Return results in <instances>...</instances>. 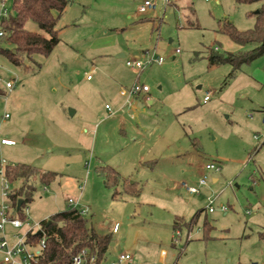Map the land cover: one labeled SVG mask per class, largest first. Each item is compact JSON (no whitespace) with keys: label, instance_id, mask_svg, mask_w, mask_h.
I'll return each mask as SVG.
<instances>
[{"label":"rangeland","instance_id":"rangeland-1","mask_svg":"<svg viewBox=\"0 0 264 264\" xmlns=\"http://www.w3.org/2000/svg\"><path fill=\"white\" fill-rule=\"evenodd\" d=\"M69 2L50 56H33L24 70L0 54V78L15 86L9 91L0 82V171L26 165L56 174L48 185L32 181L36 191L23 213L28 208L36 224L62 212L69 199L79 200L89 226L112 237L108 259L119 247L146 264H159L164 250L179 254L176 264H264V56L234 78L231 65L209 59L212 51L227 56L254 48L233 43L218 28L223 20L239 31L254 28L252 13L261 4L154 0L155 8L144 9L145 0ZM12 6L0 0V32L4 9L9 15ZM26 29L42 33L33 21ZM6 38L0 48H13ZM148 50L164 63L127 66ZM136 82L150 90L137 120L110 117L105 105ZM210 163L220 171L206 170ZM104 167L134 183L136 193L121 183L114 199ZM205 177L200 195L187 191ZM4 181L0 174V204ZM209 198H216L214 213ZM201 210L197 224L188 226ZM27 231L0 230V264L2 242L13 246Z\"/></svg>","mask_w":264,"mask_h":264},{"label":"trees","instance_id":"trees-1","mask_svg":"<svg viewBox=\"0 0 264 264\" xmlns=\"http://www.w3.org/2000/svg\"><path fill=\"white\" fill-rule=\"evenodd\" d=\"M12 12L1 20V27L7 41L13 48H0V54L4 55L11 64L24 70H29L25 62L35 55L48 57L60 43V32L57 25L61 15L69 5V0H12ZM240 4H261L255 16L254 28L247 31H239L235 25L223 20L219 22L218 33L227 36L233 43L241 46H254L253 49L227 56H214L212 51L210 61L212 65L227 63L232 66L229 78H234L243 65L253 63L264 56V0H237ZM192 13H195L194 11ZM29 21L35 22L42 33L31 32L26 29ZM144 21V20H143ZM194 26V25H192ZM0 89V96H4ZM106 178V184L115 188L113 198L118 195L117 187L123 183V178L115 169L104 167L100 169ZM4 177L13 186L9 195L12 206L16 209L17 216L25 218L23 210L33 200L36 188L32 185L33 180H38L44 185L51 184L56 179V174L41 172L26 165H9L4 169ZM18 185V186H17ZM124 191L136 193L133 184H123ZM22 201L21 207L19 202ZM205 210L197 212L188 226L197 224L198 219ZM187 224V223H186ZM43 233L46 235L47 248L41 258L40 264H68L81 251L88 250L96 256L97 262L106 260L112 237L110 235L98 234L89 221L78 209L68 203L65 209L41 222ZM174 229L179 231L181 225L177 219ZM209 223L204 222V235L209 233ZM43 233L29 234L28 239L38 243ZM260 237L264 239V232ZM205 237L204 239H206ZM187 246V244H186ZM185 246V248H186Z\"/></svg>","mask_w":264,"mask_h":264},{"label":"built area","instance_id":"built-area-1","mask_svg":"<svg viewBox=\"0 0 264 264\" xmlns=\"http://www.w3.org/2000/svg\"><path fill=\"white\" fill-rule=\"evenodd\" d=\"M166 6L171 0H163ZM205 2H210L212 0H204ZM3 6V5H2ZM144 9L155 8L154 0H145ZM8 15V10L4 9L3 16ZM5 33L0 32V37H4ZM164 58L162 56H157L155 51H146L136 56L135 58L128 60L126 62L127 66L134 70H145L147 67L153 64L162 65L164 63ZM91 79V76L88 77ZM0 82L4 84V89L12 91L14 89V83L6 82L0 78ZM149 87L136 82L131 87H122L119 91V101L116 104H106L105 108L110 117L123 116L128 114L132 119H135V111L137 110L139 100L146 98L149 101V97L146 95L149 92ZM209 100V96H206L204 102ZM8 118V115L6 116ZM2 145H15L14 141L8 139H2ZM206 170L208 171H220L215 163H210L206 165ZM1 175L4 176V170L0 171ZM4 184L2 187L4 202L0 204V230H3L6 225H11L14 229L19 230L27 228L28 231L26 236H17V242L13 246H9L6 241L2 242L1 250L4 254V264H40L41 258L47 248L46 235L43 233L41 222L32 224L31 220L28 218L29 209H25V218L21 219L17 216L16 209L11 206L9 195L11 193V184L4 177ZM207 186V178H202L198 183L197 187H187V191L192 195H200L201 188ZM216 203V198H209L208 200V210L210 213H214L216 209L214 205ZM69 205L73 208L79 210V212L86 216L88 213V208H80L79 200L69 199ZM223 212H227L226 208H222ZM36 232L43 233V237L38 243L31 242L28 237L29 234H34ZM114 232H117V227L114 228ZM180 233L178 232V235ZM177 243V241H176ZM68 264H139L135 261V258L129 252H118V255L113 260H104L100 263L97 262L96 256L90 254L88 250L81 251L77 256H75L72 261Z\"/></svg>","mask_w":264,"mask_h":264},{"label":"crops","instance_id":"crops-1","mask_svg":"<svg viewBox=\"0 0 264 264\" xmlns=\"http://www.w3.org/2000/svg\"><path fill=\"white\" fill-rule=\"evenodd\" d=\"M120 89L121 88H119L118 89V91H117V93H116V95H114L113 97H112V99H113V101H115V103H113V104H116L118 101H119V91H120ZM140 102L141 101H143V99H141V100H139ZM139 102V103H140ZM107 104H111V103H107ZM106 106V105H105ZM106 109V108H105ZM138 110H139V104H138V107H137V110L135 111V119H132L128 114H125V115H123V116H121V117H119L118 118V120H120L122 123H124L125 121H127V118H130L132 121H135V120H137V118H138V115H137V113H138ZM120 174V173H119ZM121 175V174H120ZM217 180H214V182H216ZM44 190H47L46 188L44 189ZM203 214V213H202ZM180 219V217H177V219ZM176 219V220H177ZM181 219H184V218H181ZM207 219V218H206ZM205 219V220H206ZM185 220V219H184ZM42 222V221H41ZM186 222V221H185ZM187 223V222H186ZM173 228H174V225H173ZM214 228V227H213ZM180 230H182V229H180ZM117 233V232H116ZM119 251H121V249L118 247V248H116L114 251H113V254H114V258L113 259H115L116 257H117V255H118V252ZM179 254H175L174 253V251L171 253L170 251H168V250H164L163 251V253H162V255H161V261H160V263L159 264H176L177 263V259H178V256ZM106 259L107 260H113V259H108V257H106ZM136 261V260H135ZM176 261V262H175ZM137 262V261H136ZM175 262V263H174ZM137 263H139V264H146V263H144V262H137Z\"/></svg>","mask_w":264,"mask_h":264},{"label":"water","instance_id":"water-1","mask_svg":"<svg viewBox=\"0 0 264 264\" xmlns=\"http://www.w3.org/2000/svg\"><path fill=\"white\" fill-rule=\"evenodd\" d=\"M215 56H218V57H223L224 55L222 54H216ZM120 57H125V55H120ZM70 115L71 116H74L75 115V111L74 110H70ZM22 205V201L19 202V207H21ZM39 234H41V232H39Z\"/></svg>","mask_w":264,"mask_h":264}]
</instances>
